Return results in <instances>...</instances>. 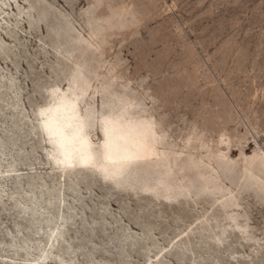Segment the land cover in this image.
Returning a JSON list of instances; mask_svg holds the SVG:
<instances>
[{"label":"rangeland","instance_id":"obj_1","mask_svg":"<svg viewBox=\"0 0 264 264\" xmlns=\"http://www.w3.org/2000/svg\"><path fill=\"white\" fill-rule=\"evenodd\" d=\"M44 252L264 264V0H0V264Z\"/></svg>","mask_w":264,"mask_h":264},{"label":"bare ground","instance_id":"obj_2","mask_svg":"<svg viewBox=\"0 0 264 264\" xmlns=\"http://www.w3.org/2000/svg\"><path fill=\"white\" fill-rule=\"evenodd\" d=\"M61 107L62 106H60V108ZM60 116H64V114H61ZM47 122H49V123L47 124ZM47 122L44 124L45 130H48L49 126H53V125H55V127L57 128L55 133L47 132V134L49 135L50 141H51L50 142L51 146L53 148H55L56 150L59 149V152L62 155V157L60 158L61 162H63L66 158L68 160L69 155H71V153H70L71 151H69L70 148L66 149L63 147H59L58 145H56V143L60 141V138H62L63 142L69 141L70 138L63 134V132H62L63 127L61 125H59L55 121H47ZM65 122L69 123V120H65ZM59 128H61V129H59ZM129 133H131V134H128V133L122 132V131H116L114 133H110L111 135H114V137L108 138L106 143H109L111 140H113V143H111V144L104 143V146H105L104 154L107 157H109V159L116 157V158H124L125 160H129V159H132L135 157L134 149H131L128 153H125V150H124L125 148L127 149L126 145H127V142H129V135H131L133 138L137 136V131H132ZM80 142L83 143L84 145H88L86 138H84V139L81 138ZM131 142H134V140H132ZM120 146H122L121 149H123V150H121V149L119 150ZM104 154H103V156H104ZM84 160L85 159L83 157H78V163L76 166V168L78 170L85 168ZM71 165H72V163L70 161L68 164H64V165H61L59 163V165H57L56 167L61 168V169H70ZM50 240H51V245H54L55 242L53 241V238H50ZM48 255H49L48 252H44L40 257L38 264H44Z\"/></svg>","mask_w":264,"mask_h":264}]
</instances>
